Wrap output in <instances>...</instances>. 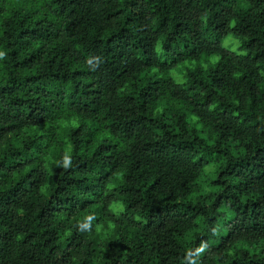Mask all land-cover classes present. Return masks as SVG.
<instances>
[{"label":"trees","instance_id":"1","mask_svg":"<svg viewBox=\"0 0 264 264\" xmlns=\"http://www.w3.org/2000/svg\"><path fill=\"white\" fill-rule=\"evenodd\" d=\"M0 264H264V0H0Z\"/></svg>","mask_w":264,"mask_h":264},{"label":"rangeland","instance_id":"2","mask_svg":"<svg viewBox=\"0 0 264 264\" xmlns=\"http://www.w3.org/2000/svg\"><path fill=\"white\" fill-rule=\"evenodd\" d=\"M226 45L231 46L233 49H237L238 43L233 38H230L226 41ZM174 74L178 76L179 79H182L180 72L175 71Z\"/></svg>","mask_w":264,"mask_h":264}]
</instances>
